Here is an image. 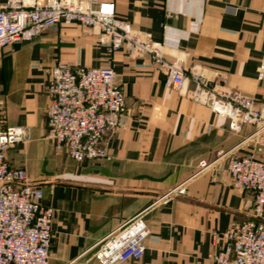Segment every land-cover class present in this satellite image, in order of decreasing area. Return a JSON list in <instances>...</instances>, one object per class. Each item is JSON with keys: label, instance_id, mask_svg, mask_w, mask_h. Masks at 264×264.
Returning <instances> with one entry per match:
<instances>
[{"label": "crops", "instance_id": "1", "mask_svg": "<svg viewBox=\"0 0 264 264\" xmlns=\"http://www.w3.org/2000/svg\"><path fill=\"white\" fill-rule=\"evenodd\" d=\"M111 1L135 29L185 53L187 67L225 75L227 88L264 104V0ZM58 59L113 64L127 111L106 138L111 160L75 161L47 138V68ZM11 125L23 126L27 139L9 148V164L24 168L56 209L49 264H97L91 247L143 210L151 231L145 252L119 264H214L223 233L248 216L253 193L233 185L225 157L214 160L251 127L232 131L227 117L177 91L149 55L109 53L77 23L0 52V127ZM203 159L213 164L201 168Z\"/></svg>", "mask_w": 264, "mask_h": 264}, {"label": "built area", "instance_id": "2", "mask_svg": "<svg viewBox=\"0 0 264 264\" xmlns=\"http://www.w3.org/2000/svg\"><path fill=\"white\" fill-rule=\"evenodd\" d=\"M238 10L226 8L233 14ZM73 23L96 34L109 53L124 48L132 56L149 55L177 91L189 93L227 117L232 131L251 127L236 146L219 151L214 160L226 158L233 185L252 192L253 200L247 218L232 223L223 233V245L213 259L214 264H264V104L255 105L240 91L227 88L225 75L187 67L185 53L155 41L118 17L111 0H7L0 5V52L50 27ZM47 76V138L55 151L78 162L111 160L106 138L123 125L127 111L126 95L113 64L88 67L58 59L47 68ZM260 77H264V67ZM26 139L23 126L0 127V264H49L52 255L56 209L44 203L43 188L30 180L27 171L7 160L9 148ZM242 148L248 152L238 153ZM212 164L200 161L201 168ZM145 212L95 243L91 259L97 264H119L141 258L151 232Z\"/></svg>", "mask_w": 264, "mask_h": 264}]
</instances>
